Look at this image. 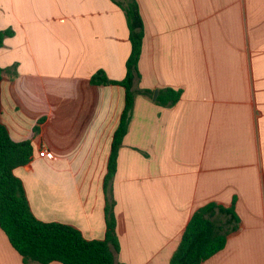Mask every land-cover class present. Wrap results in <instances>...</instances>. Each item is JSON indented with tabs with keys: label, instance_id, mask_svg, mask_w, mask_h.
<instances>
[{
	"label": "crops",
	"instance_id": "0c3cea01",
	"mask_svg": "<svg viewBox=\"0 0 264 264\" xmlns=\"http://www.w3.org/2000/svg\"><path fill=\"white\" fill-rule=\"evenodd\" d=\"M137 1L135 88L183 93L171 107L136 96L107 194L125 89L91 78H125V11L113 0H0V31L14 32L0 50L2 120L33 141L32 162L15 170L32 210L102 240L113 198L117 262L171 264L199 208L234 205L239 229L203 264H264V0ZM0 264H24L1 227Z\"/></svg>",
	"mask_w": 264,
	"mask_h": 264
},
{
	"label": "trees",
	"instance_id": "16d2710c",
	"mask_svg": "<svg viewBox=\"0 0 264 264\" xmlns=\"http://www.w3.org/2000/svg\"><path fill=\"white\" fill-rule=\"evenodd\" d=\"M126 14L131 53L126 64L127 73L123 80H111L104 71L91 78L93 85H119L125 89V106L114 134L108 173L104 187L109 194L117 172L119 151L126 137L136 96L141 94L150 99L155 91L135 88L140 75V58L144 44V21L137 0L120 2L113 0ZM12 30L0 31V50ZM5 69L0 66V227L11 245L21 255L24 264H124L118 263L116 254L120 245L117 236L115 200L108 198L105 208L106 236L102 240L87 239L75 226L61 222H46L34 214L23 180L15 174L19 167L29 165L34 158L31 139L15 140L2 120V83ZM182 90L167 88L160 90L155 102L164 107L176 105ZM37 130V129H36ZM240 219L235 206L225 207L209 203L199 208L192 216L183 234L181 243L174 253L171 264H203L225 248L230 235L239 229Z\"/></svg>",
	"mask_w": 264,
	"mask_h": 264
},
{
	"label": "water",
	"instance_id": "95a60500",
	"mask_svg": "<svg viewBox=\"0 0 264 264\" xmlns=\"http://www.w3.org/2000/svg\"><path fill=\"white\" fill-rule=\"evenodd\" d=\"M155 96H157V93L155 94Z\"/></svg>",
	"mask_w": 264,
	"mask_h": 264
},
{
	"label": "rangeland",
	"instance_id": "374dc122",
	"mask_svg": "<svg viewBox=\"0 0 264 264\" xmlns=\"http://www.w3.org/2000/svg\"><path fill=\"white\" fill-rule=\"evenodd\" d=\"M14 68H17V67L14 66Z\"/></svg>",
	"mask_w": 264,
	"mask_h": 264
}]
</instances>
